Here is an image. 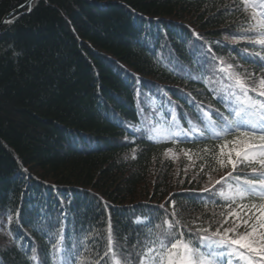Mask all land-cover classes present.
Returning a JSON list of instances; mask_svg holds the SVG:
<instances>
[{"label":"trees","instance_id":"obj_1","mask_svg":"<svg viewBox=\"0 0 264 264\" xmlns=\"http://www.w3.org/2000/svg\"><path fill=\"white\" fill-rule=\"evenodd\" d=\"M178 244L264 264V0H35L0 31V264Z\"/></svg>","mask_w":264,"mask_h":264},{"label":"rangeland","instance_id":"obj_2","mask_svg":"<svg viewBox=\"0 0 264 264\" xmlns=\"http://www.w3.org/2000/svg\"><path fill=\"white\" fill-rule=\"evenodd\" d=\"M158 137H180V131H171L165 127L161 130ZM203 244L207 247H211L212 241L204 239ZM238 244L245 248H250L252 245L248 239H241ZM163 264H193L192 254L187 252L183 245L178 244L173 248L172 253L165 259Z\"/></svg>","mask_w":264,"mask_h":264},{"label":"water","instance_id":"obj_3","mask_svg":"<svg viewBox=\"0 0 264 264\" xmlns=\"http://www.w3.org/2000/svg\"><path fill=\"white\" fill-rule=\"evenodd\" d=\"M34 1H35V0H28L27 2H25V3H24L23 5H21L20 7L16 8V9L13 10L12 12L6 14V15L3 17V19H2V21H1V23H0V31H1V27H2V25H3L6 21H8L12 16H14V15H16V14H18V13L24 11L25 9H27V8H31L32 5H33V3H34Z\"/></svg>","mask_w":264,"mask_h":264}]
</instances>
